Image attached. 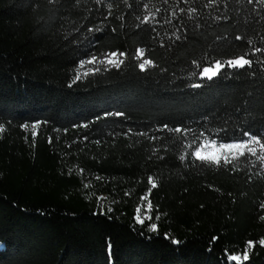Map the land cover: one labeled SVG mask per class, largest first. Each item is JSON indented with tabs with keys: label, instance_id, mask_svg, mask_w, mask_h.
<instances>
[{
	"label": "trees",
	"instance_id": "1",
	"mask_svg": "<svg viewBox=\"0 0 264 264\" xmlns=\"http://www.w3.org/2000/svg\"><path fill=\"white\" fill-rule=\"evenodd\" d=\"M144 3L160 9L155 31L136 18L147 14ZM261 15L264 4L247 0H0V264H222L249 240L241 264H264V173L186 166L182 146L165 151L162 140L139 135H179L158 132L163 123L198 131L204 116L212 126L264 131V64L225 66L206 86L186 87L199 82L189 76L193 59L207 64L247 50L264 60L234 40L246 34L264 48ZM95 26L103 31L87 33ZM137 47L156 67L140 72ZM120 50L128 54L120 69L73 83L83 53ZM116 111L125 115H104ZM129 128L135 134L125 136ZM149 201L150 222L140 224L136 208Z\"/></svg>",
	"mask_w": 264,
	"mask_h": 264
},
{
	"label": "snow or ice",
	"instance_id": "2",
	"mask_svg": "<svg viewBox=\"0 0 264 264\" xmlns=\"http://www.w3.org/2000/svg\"><path fill=\"white\" fill-rule=\"evenodd\" d=\"M68 2V0H47L49 5H62L63 3ZM75 5H78L80 0H74ZM125 4H127V0H123ZM166 4L168 0H163ZM187 2V0H186ZM217 0H208L209 4L216 3ZM96 3H101V0H96ZM239 3V0H237ZM248 4L260 3L264 4V0H247ZM206 7L208 5H205ZM107 7L111 9L113 4L110 2L107 4ZM143 8L146 10L147 14L143 16H137L136 18L141 21V24H149L150 21L156 20L157 23H161L160 20H157V13L160 12V9L157 8L155 12L147 11L149 5L147 3L143 4ZM181 11H184L181 9ZM195 8H188L187 13L189 19H192V13H195ZM111 14V13H110ZM176 13L172 12V17H175ZM117 19H122L118 17ZM219 19V17H217ZM260 20H264V15L260 16ZM255 21L253 18L252 21L245 19L243 21V25L248 27ZM163 23L171 24V19H166ZM196 27H200L199 24H196ZM76 31H79L77 29ZM87 33L91 34L94 32H101L103 29L99 26L95 27H87ZM115 31V29H113ZM151 31H155V28H151ZM159 35V34H157ZM175 35V34H174ZM87 37H85L86 39ZM175 39L178 41L181 39L179 35H175ZM217 40L224 39L227 40V37H216ZM261 42L264 43V36L260 37ZM235 41H246L247 45L251 46V54L264 52V48L256 47L253 44V40L251 37L246 34H234ZM82 43V41H79ZM161 46L163 47V41H161ZM235 47L236 45L233 44ZM134 59L137 61L136 67L139 68L140 72H146L151 67H156L153 60L149 58H145V50L137 47L134 50ZM86 59H79L77 62V66L75 69V75L73 79V83L81 80L83 77L88 76L89 74H96L103 71H107L109 68L120 69L121 66L125 63V60L122 59L126 57L128 54L123 51H109L107 53L101 54L99 57L96 54L83 53ZM254 62H259L264 64V60L254 61L250 58L249 51L245 50L241 54L234 55L227 60L222 59H213L210 63L204 64L198 62L193 59L191 64L194 65V69L189 73L191 78H198L199 82L189 83L186 87H190L193 89H200L206 86L207 81H213L218 75L222 74V69L227 68L231 69H244L245 66L249 68L252 67ZM85 65H93L92 67H88L86 71L83 73L81 69L85 67ZM210 86V85H208ZM71 87V85H69ZM104 115L107 116H115L121 117L125 114L120 111L116 112H105ZM98 119V118H97ZM203 120L205 123L200 127L197 131L190 126L184 125L182 123L176 124L175 126H170L168 123H163L157 129L158 132L164 133L165 131L169 134H179L169 135L166 137L162 136H149L146 132H140L139 135L146 136L149 140H162V147L165 151L168 150L169 145L176 144L180 145L184 149V153L178 156V159L181 164L186 166L195 167L197 164L200 166H207L209 168L219 169V170H229V171H238L241 165H244L251 170V168L258 167L262 173H264V131H256L253 129H248L241 127L239 125L230 128L228 126V122L225 121L221 126H212V121L208 116H204ZM42 122L36 120L32 124V128L36 129L37 125H40ZM43 123H47L46 121ZM199 123V122H198ZM82 127H88V124L85 123L81 125ZM21 128L27 129V124H21ZM77 127V125H73V128ZM5 125L0 123V132L4 131ZM67 131V129H65ZM129 133H133V129L129 128L127 132L123 133L127 136ZM223 133V135H221ZM135 134V133H133ZM189 134H191V139H189ZM32 137L35 138L37 136V132L34 130L31 133ZM51 142V139H49ZM100 143V141H97ZM158 159H163L162 156H157ZM83 172V169H80ZM250 179V177H249ZM148 183L152 185L153 188L157 186L156 181L153 176L149 175L147 177ZM84 187L87 188L88 184L85 183ZM151 191V190H149ZM127 195V193H125ZM99 199V197L97 198ZM260 208H264V202H261L259 205ZM153 208V204L151 201L147 204V211L145 215L151 219V210ZM109 211L111 209H108ZM141 209L139 207L136 208L137 215L134 217L135 220L141 224H145V220L141 218L140 215ZM159 219V215L156 216ZM261 220H264V215L260 216ZM150 228V230L155 231L157 229V225L155 223L145 225ZM167 235V234H166ZM217 237H212V240L215 241ZM172 243L179 244V241L173 240ZM259 244L264 246V238L259 240ZM253 245V241L249 240L246 242V246L243 249L242 255L240 253H232L227 254L222 261V264H228L229 261H234L236 264H241V261L249 259V248ZM109 250H111V244L108 245ZM227 252V249H225Z\"/></svg>",
	"mask_w": 264,
	"mask_h": 264
},
{
	"label": "rangeland",
	"instance_id": "3",
	"mask_svg": "<svg viewBox=\"0 0 264 264\" xmlns=\"http://www.w3.org/2000/svg\"><path fill=\"white\" fill-rule=\"evenodd\" d=\"M147 211V204L144 205V207L141 209V212H140V215H141V218L145 220V223L146 222H150V219L148 218L147 215H145V212ZM141 224V223H140ZM243 261V260H242ZM241 261V262H242Z\"/></svg>",
	"mask_w": 264,
	"mask_h": 264
}]
</instances>
